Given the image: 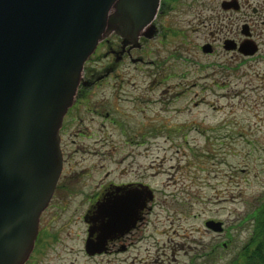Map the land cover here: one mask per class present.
<instances>
[{
  "label": "rangeland",
  "instance_id": "1",
  "mask_svg": "<svg viewBox=\"0 0 264 264\" xmlns=\"http://www.w3.org/2000/svg\"><path fill=\"white\" fill-rule=\"evenodd\" d=\"M222 1L201 0L200 9L167 18L186 25L188 51L175 41L151 42L145 60L156 65L130 59L116 65L104 57L107 45L98 43L87 67L98 77L108 66L116 72L95 85L93 102L104 103L113 121L97 117L84 124L91 140L72 138V144L69 137L70 152L80 151L40 215L25 264H228L248 243L253 221L247 216L264 195V0H239L240 40L247 23L259 46L252 57L226 53L221 42L212 56L202 51L211 27L199 25L197 13L209 25L222 15ZM102 123L110 136L104 144ZM72 173L77 178L67 180ZM137 177L154 201L110 253L89 256L87 213L109 183ZM208 221L223 223V232L208 230Z\"/></svg>",
  "mask_w": 264,
  "mask_h": 264
},
{
  "label": "water",
  "instance_id": "2",
  "mask_svg": "<svg viewBox=\"0 0 264 264\" xmlns=\"http://www.w3.org/2000/svg\"><path fill=\"white\" fill-rule=\"evenodd\" d=\"M160 0H0V264H25L39 218L62 171L59 130L87 58L116 33L137 40L154 20ZM224 9L235 2H223ZM239 52H259L250 26H242ZM233 41L225 42L234 50ZM205 53L210 46L203 47ZM154 193L129 194L97 206L85 251L107 253L108 242L141 220ZM220 234L223 223L208 221ZM97 238L94 239V235Z\"/></svg>",
  "mask_w": 264,
  "mask_h": 264
},
{
  "label": "flooded vegetation",
  "instance_id": "3",
  "mask_svg": "<svg viewBox=\"0 0 264 264\" xmlns=\"http://www.w3.org/2000/svg\"><path fill=\"white\" fill-rule=\"evenodd\" d=\"M235 2L237 3V8L232 6L230 9L223 8V2ZM201 0H160L159 8L157 10L156 16L150 25H146L142 28L137 34V40L133 41L129 38H123L116 33H112L104 42L107 45L108 52L104 57L111 58L114 64L121 63L124 59H130L133 64H137L139 66H152L156 65V62H146L145 54L148 53V46L151 42H158L160 45H169V43H178L182 45L181 49L186 52L188 49L186 48V25H173L171 21H166L167 18H170L172 14H184V12H190L194 8L200 9L203 7V4L200 3ZM222 15L220 13L216 14L211 20L209 25H207V21L203 20V16L201 15L202 11L197 13L198 24H202L205 26L211 27L210 37L211 42L204 44L201 49L203 51V47L206 45L210 46V52L204 53L206 55L212 56L216 53V43L221 42L222 48L226 53L238 54L239 46L241 44V40L239 37V13L241 10V5L239 0H224L221 4ZM198 11V10H197ZM254 13H257V10H253ZM222 18L226 19V25H224L221 21ZM251 30V28H250ZM252 33V32H251ZM112 38V39H110ZM233 41L235 45H237L234 50H226L225 42ZM134 51L141 52V56L134 58ZM90 58L85 63L84 70H82L80 75L79 84L77 86V90L74 96V100L67 110L61 128L59 130L60 137V150H61V158H62V171L61 176L58 181L62 179V175L64 170L70 161V159H74L75 154H77L80 149L75 150L74 154L70 152L69 149V137H71V143L76 144V139H85L91 140L92 132L84 124H89L95 122L94 120L98 117L105 118L108 122L113 121L112 113L110 110H105V104L102 102H93V98L96 96V84L102 82L107 79L111 75L116 72V68L114 66H108L105 69L103 75L98 77V73L93 69V67L88 68L87 65L90 64ZM157 73L148 71L147 75L150 77H155ZM93 116V117H92ZM84 117V118H82ZM76 125V126H75ZM76 128V130H74ZM103 128H106L103 123L101 124V129L97 132L98 136L102 139H99V143H103L104 141H108L110 136H107V133ZM93 136H95L93 134ZM98 141V140H97ZM77 146V145H76ZM89 147V146H88ZM80 148V147H79ZM86 149V148H85ZM87 153H90L92 156L98 155V153L91 149L84 150ZM109 156V154H108ZM85 174L84 172H82ZM77 177L75 174L67 175V180H75ZM58 183L56 189L58 188ZM143 186H145L142 182L141 178H135V180H129L123 183L115 184L109 183L101 192L100 198L96 201L92 209L87 213L85 217V222L89 224V228L91 224V218L96 215L98 211L97 206L101 203H106L107 201H115V200H125L129 194H135L136 196L141 195L143 193ZM56 191V190H55ZM55 194V193H54ZM54 196V195H53ZM99 197V196H98ZM53 199V198H52ZM52 201V200H51ZM151 209V208H149ZM141 217V215H140ZM142 218V217H141ZM89 221V222H88ZM131 232V231H130ZM128 234V233H127ZM125 234V235H127ZM124 235V236H125ZM124 236L115 238L108 242L107 245V253H110L112 250L109 249L119 238ZM88 237V236H87ZM94 239L97 238V234L94 235ZM119 250L125 251L126 247H121Z\"/></svg>",
  "mask_w": 264,
  "mask_h": 264
},
{
  "label": "trees",
  "instance_id": "4",
  "mask_svg": "<svg viewBox=\"0 0 264 264\" xmlns=\"http://www.w3.org/2000/svg\"><path fill=\"white\" fill-rule=\"evenodd\" d=\"M247 217L253 221L250 239L228 264H264V195Z\"/></svg>",
  "mask_w": 264,
  "mask_h": 264
}]
</instances>
